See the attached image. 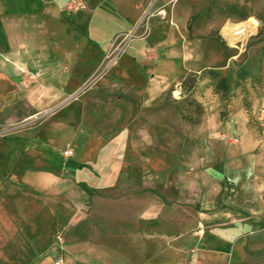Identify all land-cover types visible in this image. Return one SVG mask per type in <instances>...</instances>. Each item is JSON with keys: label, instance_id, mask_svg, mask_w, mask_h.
Instances as JSON below:
<instances>
[{"label": "crops", "instance_id": "1", "mask_svg": "<svg viewBox=\"0 0 264 264\" xmlns=\"http://www.w3.org/2000/svg\"><path fill=\"white\" fill-rule=\"evenodd\" d=\"M149 1L0 0V108L1 99L17 97L36 115L59 108L38 131L0 140V264H53L59 257L64 264H239L245 258L246 236L264 215V171L253 153L259 140L243 113H232L212 142L214 162L192 177L184 163L179 171L148 165L155 159L143 152L149 127L142 123L131 133L132 106L117 110L114 122L122 130L112 140L115 124L85 125L83 102L64 103L105 63L115 37ZM179 1H156L165 21L153 25L147 43L189 17ZM136 55L130 44L114 71L123 95L145 99L132 74ZM101 130L103 136L96 134ZM86 143L87 155L64 156ZM129 145L139 152L123 154Z\"/></svg>", "mask_w": 264, "mask_h": 264}, {"label": "rangeland", "instance_id": "2", "mask_svg": "<svg viewBox=\"0 0 264 264\" xmlns=\"http://www.w3.org/2000/svg\"><path fill=\"white\" fill-rule=\"evenodd\" d=\"M156 1L140 4L141 15L115 37L105 63L64 103L83 102L85 125L115 124L108 133L112 140L122 130L114 122L117 110L132 106L131 133L135 135L134 127L142 123L149 127L144 131L143 152L154 155L155 162L148 165L179 171L184 163L192 177L214 162L212 142L225 133L222 127L232 113H243L250 133L259 140L253 153L261 156L264 171V0H180L178 8L189 9V17L177 18L170 33L147 43L153 25L165 21L160 15L163 3ZM130 44L137 46L132 74L140 80L145 99L123 95L126 88L114 71ZM89 92L101 94L89 98ZM152 92H159V97L152 99ZM1 102L0 140L38 131L59 109L36 115L18 97ZM96 134L103 136V130ZM103 138L94 142L96 150L103 148ZM232 141L237 144L235 138ZM86 146L69 149L82 156L88 154ZM123 150L128 156L139 152L134 145ZM196 192L191 191L193 198ZM260 218L246 236V255L239 264H264V215Z\"/></svg>", "mask_w": 264, "mask_h": 264}, {"label": "built area", "instance_id": "3", "mask_svg": "<svg viewBox=\"0 0 264 264\" xmlns=\"http://www.w3.org/2000/svg\"><path fill=\"white\" fill-rule=\"evenodd\" d=\"M73 155H74V152H73V150H71V149H68V150L64 151V156H65L66 158L72 157ZM57 242H58L59 246L62 248V245H63V243H64V239H63L62 234H58V235H57ZM53 264H64V259H63V257H59V258H57V259L54 261Z\"/></svg>", "mask_w": 264, "mask_h": 264}]
</instances>
